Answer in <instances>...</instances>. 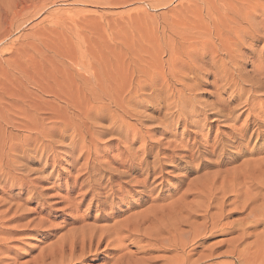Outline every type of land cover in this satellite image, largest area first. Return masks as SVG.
I'll return each mask as SVG.
<instances>
[{
    "label": "rangeland",
    "instance_id": "rangeland-1",
    "mask_svg": "<svg viewBox=\"0 0 264 264\" xmlns=\"http://www.w3.org/2000/svg\"><path fill=\"white\" fill-rule=\"evenodd\" d=\"M11 1L6 0L1 5L6 14L0 11V148L5 147V151L0 149V156L6 161L17 153L15 166L19 167L16 170L19 179L7 190L0 183V198L12 196L13 202L21 206V216L15 220L20 226L31 219L41 225L37 229L41 231L39 233L17 228L13 221L9 225H0V237H10L5 245L0 242V247H7L6 254L14 258L16 264H35L33 258L59 236L80 225L82 217L85 216L83 220L87 219V222L93 221L95 208L85 212L88 202L85 194L88 174L98 169L93 168L95 164L111 162L108 171L119 175L123 167L117 162L129 146L131 152H135V159L151 160L153 155L148 153L165 149L170 143L183 145L184 139L190 136L192 141L196 139L201 145H214L219 139L232 140L230 138L236 137V131L241 129L247 128L250 133L251 124L247 127L250 115L248 111L242 112L239 105L249 93L243 92L241 101L234 99L235 89L242 86L248 89V84L235 87L231 80L239 78L241 71L249 74L253 63L256 65L264 58V0H37V4H31L26 11L16 9L14 13L11 12ZM253 33L262 39L252 41ZM187 46L197 48L198 52L183 58L182 52ZM201 52L206 57L203 60ZM123 67L127 69L125 74L129 75L127 80L133 79L129 83L131 90L147 78L144 71H175L177 75L172 80L177 79L179 83L173 88L178 90L183 83L189 85L191 90L186 91L184 97L195 102H191L185 112H206V118L185 126L183 120H187L188 115L182 113L180 123H175L173 119L178 111L169 99L162 100L164 103L145 99L140 106L133 107L138 116L126 117L132 125L115 128L111 134L94 136L95 142L90 146L95 155L87 154L85 147H74L69 138L46 148V140L51 135L48 128L55 123L51 116L58 117L59 122L64 119L60 117L64 103L57 100L55 94L78 109H84L87 100L92 106L94 97L102 96L105 90L114 92L117 80L126 76ZM135 67L139 69L135 70ZM189 67L198 68V72H188ZM182 72H186L188 78L183 77ZM216 80H229L232 85L223 91L217 90L219 82ZM122 82L127 89V82ZM148 84L145 86L149 89L144 86L143 95L151 92L152 86ZM157 86L160 88L159 84ZM251 94L258 97L250 104L256 114L258 110L252 105L255 103L256 107L257 102L259 106L264 103V89L254 90ZM77 100L81 101L80 104ZM161 105L165 107L158 110ZM222 106L234 108L231 119L225 121L215 114ZM47 110L54 114H49V118L44 115L43 121L31 116L35 111ZM31 117L32 122L38 121L34 127ZM44 120L51 124L45 126ZM169 121L171 126L167 123ZM98 124L103 128L108 126L107 121ZM29 128L33 131L30 132ZM135 131L139 132L140 138L137 136L132 141L128 134ZM262 135L264 138L263 130ZM255 144L253 137L239 148L226 145L231 162L217 167V156L207 155L202 163L204 168L187 174L175 168V161L171 163L163 159L159 180L148 187L152 191L151 198L160 196L163 200L160 199L159 203L168 202L165 197L176 194L184 176L187 181L205 172L231 168L242 158L257 157L255 150L264 142ZM41 148L45 150L40 151ZM137 189L133 187L124 191L121 195L125 198L123 203L117 199L120 209L116 216L124 214L120 210L131 212L143 207L140 205L143 194ZM114 204L111 206H118ZM239 217V213L231 214L228 220ZM13 225L16 228H10ZM262 229L263 225H259L253 232L256 234ZM232 236H211L204 245L223 251L226 248L224 240ZM254 238V235L246 237L247 241ZM219 241L223 242L220 244ZM131 249H135L134 245ZM105 260L101 253L97 261L89 260L84 264H100ZM220 260L229 262L230 258Z\"/></svg>",
    "mask_w": 264,
    "mask_h": 264
},
{
    "label": "bare ground",
    "instance_id": "bare-ground-1",
    "mask_svg": "<svg viewBox=\"0 0 264 264\" xmlns=\"http://www.w3.org/2000/svg\"><path fill=\"white\" fill-rule=\"evenodd\" d=\"M5 2L6 0H0V11L4 13L5 11L2 9L4 7L1 5ZM31 4H37V0H12L11 5L13 10L11 12L14 13L16 9L26 11L31 8ZM250 38L252 41L262 39L258 34L254 33ZM197 52V48L187 46L182 52L183 58H188ZM200 55L201 60L206 58L202 52ZM136 68L137 70L139 69V67H135V70ZM122 69V72L127 71L124 67ZM187 71L198 72V68L189 67ZM125 73L127 72H124V75H126ZM144 73L147 78L137 84L136 88L133 87V90L129 88V83L133 79L130 80L131 77H129L130 81H128L127 77L129 75H126L124 76L125 78L122 77L117 80L114 92H112L113 90H105L102 96L93 98L92 106H89L91 101H85L84 109H78L74 104L67 102L58 94H55V98L64 103L62 107L63 112L60 113V117L64 119L62 122H59L58 117L53 115L51 118H55L53 119L55 123L52 122L53 125L51 122L49 123L48 121H51V119L47 121L49 125L51 124L48 128L51 135H48L49 140H46V148L51 147L54 142L64 141L69 138V143L74 147H85L87 154L91 156L95 155L96 152L91 147L92 143L95 142L94 136L99 137L98 135L111 134L115 132V128L118 129L122 126L129 127L132 125V123L130 124L126 121V117L138 116L134 108L145 99L154 101L156 99L160 103L164 99H169L171 101L170 104L177 107L175 108L178 111H176L177 114H172L173 116L175 115L173 119L175 123L177 121L180 123L182 113H187L186 115H188V119L183 120V125L185 126L193 121L192 124H197L201 118H206L207 115L204 114L206 112L193 113L190 110L185 112V109H187L192 100L185 98L184 94L191 87L183 83L180 89L175 90L173 85L179 83L177 79L172 80L177 75L175 71L170 70L162 73L161 71L154 72L147 70ZM180 74L188 78L186 72ZM247 74L248 72L244 74L241 71L240 77L231 81L235 87L242 85V83L248 84V89H245V86L235 89L234 99L241 101V97L244 98L242 93L245 91L249 93L248 98L242 100L239 105L243 108L242 112L248 111L247 113L250 115V122H248L247 126L249 127L250 124L252 126L250 133L247 128L241 129L239 132L236 131V137L230 138L232 140L227 142V140L219 139L214 145H211V143L201 145L196 139L192 141L190 136L184 139L185 141L183 140V145H173L170 143L165 149H160L156 153H153L154 151L148 153L151 156L153 155L151 160L135 159V152H131L129 146L125 148L122 156L119 158V162H117L119 167H123V170L119 171V175H114L113 172L108 171V169H111L109 168L111 162H104L106 165L98 163L97 166L95 164L93 168L98 167V169L94 170L92 168L94 172L88 174L89 180L85 194L88 196V200L87 198L85 199L88 202L86 203L85 201L87 209H84L88 213L90 209L95 208L93 221L87 222V219L83 220L85 216L82 217L83 222L80 225L69 229L66 233L59 236L45 250H42L36 258H33L36 263L84 264L89 260L97 261L99 255L102 253L107 260L100 264H264V144L256 148L254 154L258 155L257 157L248 156L249 158H242L239 164L231 168L227 167L225 170L217 168L218 170L212 173L205 172L187 181V176H184L181 181V187L176 191V194L174 193L171 196L165 197L166 200L169 199L168 202L159 203L160 199H162L160 196L151 198L152 191L150 192L148 189L149 184H154L156 180H159L163 167L161 161L163 159H168L171 163L175 161V168L184 170L187 174V172H197L204 168L202 163L204 157L207 155L217 156V167L224 165L226 162H231V158L227 156L226 145H231L233 149L239 148V146L242 147L249 143L253 137H255L257 144L264 142L262 135V130L264 131V103L259 106L257 102L256 107L254 106L255 103L252 105L253 108L258 110L256 114L253 113L254 109L250 106L255 98L251 94L252 91L264 89V58L259 59L256 65L253 63V68L249 73L250 76ZM122 80L127 82L126 84L129 89H125L122 86ZM149 81L151 83L148 84ZM216 81L219 82V80ZM239 81L241 82L239 83ZM146 83L152 86L153 90L150 87L151 92L148 94L144 92L146 95H143V91L146 90H144V86L147 85ZM158 84L160 88H158ZM230 85L232 84H230L229 80H220L217 84V90L223 91ZM80 102L77 100V103L80 104ZM163 107L165 106L161 105L158 107V110H161ZM233 110L234 108H229V106L228 108L222 106L221 109L215 111V114L221 116L222 120L226 121L231 119ZM49 114L52 115L54 113L50 110L35 111L31 116L35 120H42L44 115H47L46 117L49 118ZM169 116L167 114L168 118ZM32 117L29 118L30 122L34 120ZM44 121L45 124L46 120ZM99 121H107L108 126L103 128L102 125L98 124ZM30 122H28L29 125ZM35 122L37 123L38 121L31 123L33 127L36 124ZM47 123L45 126L48 125ZM167 123L169 126L172 124L170 121ZM29 130L30 132L33 131L30 128ZM138 133V131H135L133 134H128V137L132 141H135L139 135ZM55 138L58 140L56 141ZM4 148L2 146V149H0L3 151ZM43 150L45 149H40V151ZM190 151L194 152L190 153ZM16 154V152L12 154L10 160L6 161L0 156V183H2V187L5 190L11 188L16 180L19 179L18 175L16 176V170L19 168L15 166L17 160ZM242 155H245V153ZM183 158H186V160H183ZM92 159L95 162L96 157ZM150 177H152L151 180ZM133 187L139 188L136 191L143 194L141 195L142 203L140 204L143 207L135 211L130 209L131 212L120 210L124 214H120L121 217H118L119 215L116 216L115 214L120 209L117 199L123 203L125 198H122V193L128 191V189H133ZM146 194H148V198L145 199L144 196ZM13 198L12 196L0 198V225L12 224L11 221L16 223L15 220L19 219L18 216H21V206L13 202ZM113 203L118 206H111ZM2 205L5 208H1ZM109 206L110 210H107ZM235 213H239L241 217L228 220L231 214ZM19 223H16L17 228L19 226L23 229H28L30 232H41L37 230L41 225L35 220H26V223H21V226ZM259 225H263V229L254 234L253 231ZM16 226L13 225L10 228L14 229ZM228 234H233L234 236L224 240V242L219 241L220 244L221 242L225 243L224 246L226 248L223 251L204 245L206 239L211 236ZM251 235H254L255 238L247 241L246 237ZM9 238H2L1 236V245L7 242ZM132 245L135 247L134 250L131 249ZM5 248L0 247V264H16L14 258L6 254L7 247ZM223 258H230V260L229 262L220 260ZM34 260L33 262H35Z\"/></svg>",
    "mask_w": 264,
    "mask_h": 264
}]
</instances>
